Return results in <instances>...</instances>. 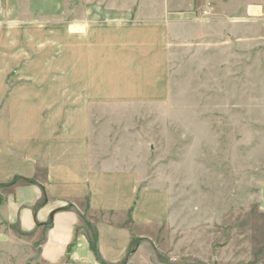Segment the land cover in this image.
Returning <instances> with one entry per match:
<instances>
[{
	"label": "rangeland",
	"instance_id": "obj_1",
	"mask_svg": "<svg viewBox=\"0 0 264 264\" xmlns=\"http://www.w3.org/2000/svg\"><path fill=\"white\" fill-rule=\"evenodd\" d=\"M99 1L0 24V91L90 92L92 139L139 142L169 214L151 262L264 264V0ZM21 237L0 264H40Z\"/></svg>",
	"mask_w": 264,
	"mask_h": 264
},
{
	"label": "crops",
	"instance_id": "obj_2",
	"mask_svg": "<svg viewBox=\"0 0 264 264\" xmlns=\"http://www.w3.org/2000/svg\"><path fill=\"white\" fill-rule=\"evenodd\" d=\"M66 1L0 0V24L62 16ZM75 1L89 18L106 13L93 14L99 0ZM57 87L0 91V242L22 236L40 264H101L92 245L104 264H157L147 247L160 258L155 234L168 206L140 170L139 142L103 148L92 139L91 93L77 101ZM261 201L264 211V185Z\"/></svg>",
	"mask_w": 264,
	"mask_h": 264
},
{
	"label": "trees",
	"instance_id": "obj_3",
	"mask_svg": "<svg viewBox=\"0 0 264 264\" xmlns=\"http://www.w3.org/2000/svg\"><path fill=\"white\" fill-rule=\"evenodd\" d=\"M15 181H16V180H15ZM92 248H93L94 253L97 255V250H96L95 245H92ZM97 258H98V257H97ZM99 262H100L101 264H104L101 260H99Z\"/></svg>",
	"mask_w": 264,
	"mask_h": 264
}]
</instances>
